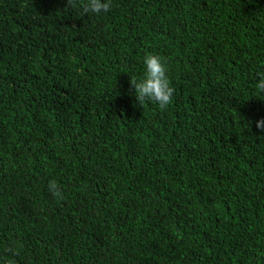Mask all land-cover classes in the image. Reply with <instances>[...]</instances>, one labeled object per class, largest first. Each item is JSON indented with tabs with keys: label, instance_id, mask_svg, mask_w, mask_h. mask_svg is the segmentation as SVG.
I'll return each instance as SVG.
<instances>
[{
	"label": "trees",
	"instance_id": "obj_1",
	"mask_svg": "<svg viewBox=\"0 0 264 264\" xmlns=\"http://www.w3.org/2000/svg\"><path fill=\"white\" fill-rule=\"evenodd\" d=\"M85 2L0 0V264H264V0Z\"/></svg>",
	"mask_w": 264,
	"mask_h": 264
},
{
	"label": "clouds",
	"instance_id": "obj_2",
	"mask_svg": "<svg viewBox=\"0 0 264 264\" xmlns=\"http://www.w3.org/2000/svg\"><path fill=\"white\" fill-rule=\"evenodd\" d=\"M79 0H67L66 8H75ZM112 6V0H86L82 5L83 13H93L99 15L106 13ZM253 58H255L253 60ZM146 66L145 75L139 81L131 78V88L135 90V98L142 106L146 101H151L159 105L164 110L172 103L175 89L167 75V69L162 58L158 55L149 54L144 59ZM241 64H247L255 71L262 74L256 85L260 93H264V48L252 46V52L241 60ZM251 123V122H248ZM258 130L264 132V118L256 121ZM49 191L58 198H63L58 185L52 181L49 183ZM11 264V262H8Z\"/></svg>",
	"mask_w": 264,
	"mask_h": 264
}]
</instances>
